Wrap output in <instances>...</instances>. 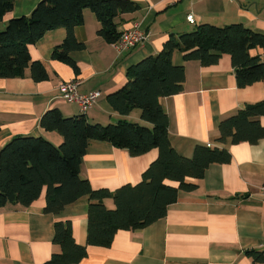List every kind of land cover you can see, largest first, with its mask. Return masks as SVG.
<instances>
[{
    "label": "crops",
    "instance_id": "0c3cea01",
    "mask_svg": "<svg viewBox=\"0 0 264 264\" xmlns=\"http://www.w3.org/2000/svg\"><path fill=\"white\" fill-rule=\"evenodd\" d=\"M38 1L14 0L12 8L0 16V28L13 17L29 15ZM134 1L141 5L139 10L115 18L119 31L137 23L147 32V38L133 48L117 53L112 42L96 33L99 23L88 8L83 11V24L75 29L84 48L70 53L77 70L51 57L53 47L65 37L63 27L46 31L28 45L31 59L44 64L48 78L33 80L29 68L21 77L0 78V148L15 135L43 136L60 145L62 136L57 131L39 125L40 116L52 107L65 116L84 114L92 123L125 118L150 126L141 119L138 108L121 116L107 98L127 81L131 64L158 53L170 35L189 32L201 23L222 26L239 22L264 32V0ZM190 13L194 23L186 20ZM250 53L264 60L261 48ZM172 61L183 65L185 79L181 92L159 98L168 115L171 145L185 157L192 156L197 143L227 148L231 160L212 163L202 178H190L196 187L180 190L164 217L143 228L118 230L107 247L87 245L86 255L75 264H264L245 254L249 249H264V138L253 144L218 139L219 121L260 100L264 83L239 86L227 53L205 66L197 60H184L183 52L175 50ZM73 78L80 80L79 92L98 91L95 102L84 112L77 102L64 101L57 89L60 81ZM259 122L264 126V116H259ZM157 154L153 148L133 156L107 141L89 140L79 174L92 188L113 191L139 182ZM88 202V195H82L58 213L44 212V187L28 206L13 201L0 207V264H46L53 253L61 251L52 241L54 225L60 221H70L75 242L85 245ZM103 202L107 208L114 207L112 198Z\"/></svg>",
    "mask_w": 264,
    "mask_h": 264
},
{
    "label": "trees",
    "instance_id": "16d2710c",
    "mask_svg": "<svg viewBox=\"0 0 264 264\" xmlns=\"http://www.w3.org/2000/svg\"><path fill=\"white\" fill-rule=\"evenodd\" d=\"M13 2L0 0V16L12 8ZM140 7L134 0H39L29 15L13 17L0 28V78L21 77L29 68L33 80L47 79L44 64L31 59L28 45L58 27H63L66 33L53 47L51 57L77 70L70 53L84 48V42L75 35V29L83 24L84 9L95 14L99 23L96 33L114 43L121 34L115 18ZM254 48L264 51V32L239 22L222 26L201 23L189 32L172 34L158 53L131 64L127 81L107 96L121 116L138 108L141 119L150 126L125 118L107 124L92 123L84 114L65 116L59 108L52 107L40 116L39 125L57 131L62 136L60 145L55 146L43 136L15 135L0 148V207L13 201L28 206L44 187L43 209L47 213L60 212L82 195L89 197L87 243L75 242L70 221L56 222L52 241L61 251L53 253L46 264H75L86 255L87 245L107 247L118 230L148 226L165 216L180 190L196 187L190 178H202L212 163L230 162L227 148L201 143L194 146L191 157L180 155L171 145L168 115L159 98L183 90L185 72L183 65L172 61L175 50L183 52L184 60H197L205 66L217 63L221 54L227 53L239 86L255 81L264 83V60L250 53ZM259 116H264V95L222 118L218 123V139L231 144L256 143L264 138ZM89 140L107 141L133 156L153 148L158 154L142 172L139 182L123 184L113 191L94 189L79 174ZM106 198H112L113 208L105 206ZM245 254L254 262H264V249H249Z\"/></svg>",
    "mask_w": 264,
    "mask_h": 264
},
{
    "label": "built area",
    "instance_id": "2783aa9c",
    "mask_svg": "<svg viewBox=\"0 0 264 264\" xmlns=\"http://www.w3.org/2000/svg\"><path fill=\"white\" fill-rule=\"evenodd\" d=\"M186 20L194 23L193 14L186 15ZM147 38V32L139 27L137 23L132 27L126 28L121 31L118 39L113 43L117 53L137 46ZM80 80L77 78L62 80L58 83L57 89L60 97L66 102H77L80 105V110L85 111L90 107L98 95V91H90L81 93L78 90ZM261 192L264 199V186L261 187Z\"/></svg>",
    "mask_w": 264,
    "mask_h": 264
}]
</instances>
